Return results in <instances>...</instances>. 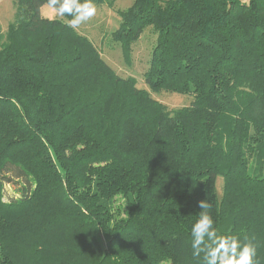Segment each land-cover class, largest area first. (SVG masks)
Returning a JSON list of instances; mask_svg holds the SVG:
<instances>
[{
    "label": "trees",
    "instance_id": "16d2710c",
    "mask_svg": "<svg viewBox=\"0 0 264 264\" xmlns=\"http://www.w3.org/2000/svg\"><path fill=\"white\" fill-rule=\"evenodd\" d=\"M15 5L0 26V264H202L206 199L218 234L252 240L264 264V0L117 11L127 64L156 33L144 81L191 96L179 109L119 76L70 17L44 18L47 0Z\"/></svg>",
    "mask_w": 264,
    "mask_h": 264
},
{
    "label": "rangeland",
    "instance_id": "374dc122",
    "mask_svg": "<svg viewBox=\"0 0 264 264\" xmlns=\"http://www.w3.org/2000/svg\"><path fill=\"white\" fill-rule=\"evenodd\" d=\"M132 3L133 0H117L114 8H109L106 5H97L96 16L76 30L93 41L100 50L103 59L119 76L136 78L139 88L149 90L153 98L170 109L189 106L192 102L191 96L166 91L155 93L148 88L144 81V73L149 67L151 53L157 40V35L152 28H147L139 41L134 44L131 64L125 62L121 46L111 40V33L117 30L120 24V17L117 11L127 9ZM15 12V0H0V26L3 31H6L9 24L14 21ZM41 15L51 20H65L64 17H60L55 13L54 9L49 8L47 5L41 8ZM20 183L15 181L10 186L6 185V196H18V190L21 188ZM223 185V179L219 177L217 180V192L220 198L222 197Z\"/></svg>",
    "mask_w": 264,
    "mask_h": 264
},
{
    "label": "clouds",
    "instance_id": "9594fccd",
    "mask_svg": "<svg viewBox=\"0 0 264 264\" xmlns=\"http://www.w3.org/2000/svg\"><path fill=\"white\" fill-rule=\"evenodd\" d=\"M47 6L60 17H70L67 26L73 30L97 14L95 0H47ZM199 207L202 211L191 227L194 257L203 254L202 264H259L257 246L252 240L242 241L234 234H218L207 199L200 201Z\"/></svg>",
    "mask_w": 264,
    "mask_h": 264
},
{
    "label": "crops",
    "instance_id": "0c3cea01",
    "mask_svg": "<svg viewBox=\"0 0 264 264\" xmlns=\"http://www.w3.org/2000/svg\"><path fill=\"white\" fill-rule=\"evenodd\" d=\"M243 1H246V0H243Z\"/></svg>",
    "mask_w": 264,
    "mask_h": 264
}]
</instances>
